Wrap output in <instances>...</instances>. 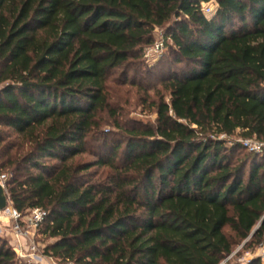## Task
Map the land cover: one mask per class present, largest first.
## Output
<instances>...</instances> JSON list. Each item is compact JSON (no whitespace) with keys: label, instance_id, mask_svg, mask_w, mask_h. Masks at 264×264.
<instances>
[{"label":"trees","instance_id":"obj_1","mask_svg":"<svg viewBox=\"0 0 264 264\" xmlns=\"http://www.w3.org/2000/svg\"><path fill=\"white\" fill-rule=\"evenodd\" d=\"M168 25L185 66L153 99L142 86L155 123L124 122L129 72ZM234 137L264 141V0H0V174L18 211H48L59 261L222 264L262 246L264 156ZM0 264H27L1 236Z\"/></svg>","mask_w":264,"mask_h":264},{"label":"rangeland","instance_id":"obj_2","mask_svg":"<svg viewBox=\"0 0 264 264\" xmlns=\"http://www.w3.org/2000/svg\"><path fill=\"white\" fill-rule=\"evenodd\" d=\"M213 4L216 9V5ZM207 6V5H206ZM210 6V5H209ZM213 13H211L209 16H211ZM170 25H168L166 28L163 29H157L155 32V44L157 42L162 41L163 39H166L167 37V31ZM165 49L159 56H143L142 60L144 59V64L140 63H134L135 66L131 68L129 80H133L136 78V85L132 86L130 83L126 85L124 88L126 91H130L129 94L126 95V98L124 97L122 104L119 106V113L124 114V117H122V121L128 122L131 124V122H140L145 124H153L156 120V112L155 109L150 106V100L147 102L144 101L145 99V91L142 90L143 85L150 84L152 89L149 90V95L151 98L156 97V90H162V79L169 76L171 70L173 71H180L183 69L185 64H173V58L174 55L172 54L173 50L175 49V44L172 40V38H167L165 40ZM148 49V48H146ZM145 49V50H146ZM142 62V61H141ZM139 70V71H137ZM164 93V91H162ZM166 93V96L168 97V93ZM169 99V98H167ZM112 126H108L106 130L111 129ZM238 137H234L233 140L237 139ZM228 146H231L229 144ZM245 154H247L245 151L240 150L236 152L237 157L241 158ZM84 160H91L92 158L89 156H85L83 158ZM249 166L247 167L246 174L249 171ZM93 170H97L94 168ZM102 169L99 171L101 172ZM9 176L7 172H3ZM264 217V216H263ZM2 239L8 240L9 243H11L12 249L13 246H17V240L15 237H13L11 234L4 233L1 235ZM39 241L42 246L47 247L48 244L54 242L53 239L46 238L43 234H40ZM243 244H239L234 248L233 253L228 256L222 264H237V263H247L253 259L261 258L262 262L264 264V244L262 246H259L258 248L254 249H245L243 248ZM14 250V249H13ZM15 251V250H14ZM17 255V253H16ZM17 258L20 259V257L17 255ZM23 261V259H20ZM25 262V261H24ZM58 262L60 264H73V263H64L62 261Z\"/></svg>","mask_w":264,"mask_h":264},{"label":"built area","instance_id":"obj_3","mask_svg":"<svg viewBox=\"0 0 264 264\" xmlns=\"http://www.w3.org/2000/svg\"><path fill=\"white\" fill-rule=\"evenodd\" d=\"M213 6V4L203 6L205 15L209 16L215 12ZM165 42L163 39L147 47L148 49L144 51L145 56H159L165 49ZM234 141L249 153L264 156V141L255 137H238ZM8 179L7 174H0V183L5 189ZM48 214V211L42 208H33L27 213H22L12 205L10 200L8 206L0 210V236L7 233L16 238L18 243L17 246H13V249L27 264H60L58 259L48 253L46 247L42 246L39 241L41 229Z\"/></svg>","mask_w":264,"mask_h":264},{"label":"water","instance_id":"obj_4","mask_svg":"<svg viewBox=\"0 0 264 264\" xmlns=\"http://www.w3.org/2000/svg\"><path fill=\"white\" fill-rule=\"evenodd\" d=\"M8 203H9V197H8V194L6 192V189L3 187V185L0 183V210H4L7 206H8ZM264 222V217L261 221V223ZM261 223L259 225H261ZM259 227V226H258ZM257 227V228H258ZM256 228V229H257ZM255 231V230H254Z\"/></svg>","mask_w":264,"mask_h":264}]
</instances>
